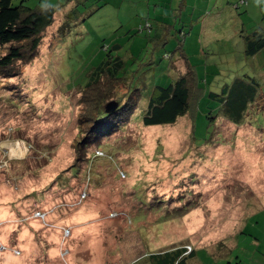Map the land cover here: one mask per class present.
<instances>
[{
    "label": "rangeland",
    "instance_id": "obj_1",
    "mask_svg": "<svg viewBox=\"0 0 264 264\" xmlns=\"http://www.w3.org/2000/svg\"><path fill=\"white\" fill-rule=\"evenodd\" d=\"M22 2L53 5L56 23L15 83L0 80V264H135L170 248H194L188 264H264V99L262 113L241 126L218 121L213 141L204 144L206 113L216 104L210 91L250 77L264 90V51L248 57L243 39L264 24L258 4L13 0ZM161 22L173 25L174 35L158 51L144 35ZM181 29L203 89L197 140L189 115L165 127L136 119L104 140L119 146L116 159L85 163L79 177L57 182L75 161L82 131L76 92L88 71L120 43L121 54L136 57L131 71L141 68L133 78L142 90L141 114L156 86L169 85L184 68L176 50ZM97 150L92 145L87 155ZM156 197L171 203V213L147 209L140 199Z\"/></svg>",
    "mask_w": 264,
    "mask_h": 264
},
{
    "label": "trees",
    "instance_id": "obj_2",
    "mask_svg": "<svg viewBox=\"0 0 264 264\" xmlns=\"http://www.w3.org/2000/svg\"><path fill=\"white\" fill-rule=\"evenodd\" d=\"M55 15L56 8L51 4L32 8L26 6L24 2L14 5L13 0H0V80L8 84L15 83L14 80L23 74L24 68L40 55L46 30L54 27L56 23ZM172 27L173 25L164 22L159 23L155 29L152 24L148 25L149 32L144 36L152 45L153 50L160 51L174 35ZM56 32L58 30L52 37L56 36ZM63 33L65 32L60 29L59 34ZM138 34L139 32H136L131 36ZM180 34L176 50L183 52L181 58L184 68L181 69L184 70H179L176 65L178 75L175 80L165 87L156 86L149 97L146 109L141 113L143 115L136 112L139 108L142 90L133 79L134 74L141 68L131 71L130 66L136 57L121 54L120 43H114L102 61L88 71L84 84L80 85L76 92L80 95L77 122L78 128L80 127L82 131L77 134L78 138L73 143V152L76 153L75 161L70 166L71 175L69 177L60 175L56 179L57 182H61L60 178H65L64 183L66 184L73 177H79L80 166L85 163L91 166L96 161H110L109 157L112 158L111 161L116 159L115 153L119 152V146L106 143L104 140L123 132L127 125L136 119H141L146 128L165 127L174 126L180 119L189 115L193 119V136L197 140L196 120L203 89L196 71L189 63L187 55L184 54L187 31L181 29ZM243 39L245 54L253 57L264 48V29L255 27L250 33H243ZM156 62L149 61L146 65ZM172 66L174 67V64ZM208 96L216 104L206 113L208 127L205 139L207 142L204 143L206 145L213 141L212 138L218 132L216 124L218 121H229L241 126L249 115L264 111V105H262L263 109L260 108L262 111L258 108V101L261 98L264 99V90L253 77L249 80L236 79L231 85L225 84L220 91H210ZM111 107L114 109H110ZM92 145L97 146L98 153L94 151L87 155ZM100 151H102V156L99 155ZM49 190L50 188L46 189V191ZM55 191L59 190L55 189ZM140 199L147 209L171 213V203L165 198ZM168 199L175 200L174 197ZM193 203L194 201L189 206L196 205ZM183 207L177 208L176 212L181 211ZM184 209L188 207L185 206ZM195 257L194 248L190 250L170 248L147 253L135 264H188Z\"/></svg>",
    "mask_w": 264,
    "mask_h": 264
},
{
    "label": "crops",
    "instance_id": "obj_3",
    "mask_svg": "<svg viewBox=\"0 0 264 264\" xmlns=\"http://www.w3.org/2000/svg\"><path fill=\"white\" fill-rule=\"evenodd\" d=\"M255 3L258 4V6H259V8L261 10V13L264 15V0H246V1L241 0V2H240V4H247L248 7L251 6V4H255ZM255 27H261V28L264 29V24L263 23H258L257 25H253L252 30ZM263 51H264V48L259 53H257L256 55L261 54Z\"/></svg>",
    "mask_w": 264,
    "mask_h": 264
},
{
    "label": "water",
    "instance_id": "obj_4",
    "mask_svg": "<svg viewBox=\"0 0 264 264\" xmlns=\"http://www.w3.org/2000/svg\"><path fill=\"white\" fill-rule=\"evenodd\" d=\"M110 109H114V107H111Z\"/></svg>",
    "mask_w": 264,
    "mask_h": 264
}]
</instances>
